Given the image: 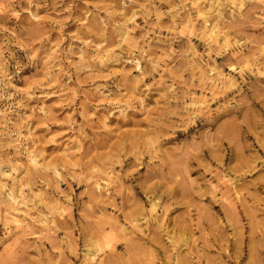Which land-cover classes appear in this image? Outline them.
<instances>
[{
	"label": "rangeland",
	"instance_id": "1",
	"mask_svg": "<svg viewBox=\"0 0 264 264\" xmlns=\"http://www.w3.org/2000/svg\"><path fill=\"white\" fill-rule=\"evenodd\" d=\"M0 264H264V0H0Z\"/></svg>",
	"mask_w": 264,
	"mask_h": 264
}]
</instances>
